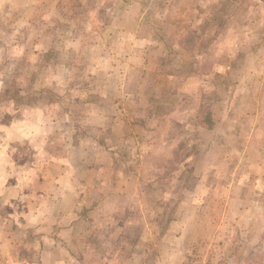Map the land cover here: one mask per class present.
Segmentation results:
<instances>
[{"label": "rangeland", "instance_id": "rangeland-1", "mask_svg": "<svg viewBox=\"0 0 264 264\" xmlns=\"http://www.w3.org/2000/svg\"><path fill=\"white\" fill-rule=\"evenodd\" d=\"M79 40L85 48L70 52ZM136 40L157 46L145 53L143 65L125 56L131 49L139 54ZM176 42L180 47L162 57L161 66L174 73L175 62L188 58L175 74H198L193 96L174 95L177 81L152 87L158 47ZM63 45L69 50L50 51ZM124 73L133 90L144 79V104L152 97L158 100L153 107L164 104L165 112L166 102L178 105L176 121H163L151 138L154 155L143 162L132 156L136 142L143 145L151 134L141 135L142 142L134 134L121 158L140 173L139 182L125 193L114 184L106 194L90 188L81 196L84 205L70 217L86 219L87 232L66 234L62 252H42L41 232L52 219L38 194L44 212L36 248L28 247V231L18 233L25 261L264 264V0H0V118L11 126L14 107L31 106V114L20 118L22 135H28L26 121L42 132L44 108L57 96L69 103L79 92L115 94ZM4 196L15 201L12 189Z\"/></svg>", "mask_w": 264, "mask_h": 264}, {"label": "crops", "instance_id": "crops-1", "mask_svg": "<svg viewBox=\"0 0 264 264\" xmlns=\"http://www.w3.org/2000/svg\"><path fill=\"white\" fill-rule=\"evenodd\" d=\"M125 17L127 18L128 15L126 14ZM124 33H127L126 30ZM137 40L132 45L139 54H133L131 49L125 56L128 57L129 63L143 65L148 59L145 53L157 46L152 47V44L148 42L145 45L143 43L138 45ZM69 47L70 52L85 48L81 40L77 47L72 48L70 45ZM179 47L178 42L166 47L160 44L158 60L161 63L153 72L157 74V78L153 81L152 87L158 86L162 80L177 81L174 95L183 98L196 94L197 83L200 82L196 72H188L180 78L175 74L180 67L179 63L188 58L178 59L175 62L177 69L174 73H165L164 66H161L164 64L162 57L173 54ZM63 50H69L68 46L63 45L60 48L54 46L50 49V51L58 52ZM191 50L193 47L188 48V52ZM70 52L67 55H70ZM187 56H191V53ZM141 61H143L142 64ZM129 78L131 79L127 73H124L119 89L117 87L114 89L115 94L109 92L79 94V92L69 96L71 97L69 103L61 102V98L56 95V99L50 101V104L44 108L47 121L42 125V132H38L37 125L26 121L23 122L25 124L23 126L28 125L26 128L28 135H22L20 118L22 115L31 114V106L23 109L14 107V121L11 126L8 125L9 123L6 124L3 120L4 116L3 118L1 116L0 264H38L35 260L25 261V252L21 251V245L26 243L18 235L21 228L28 231V247L36 248L38 215L44 212L43 206L37 203L38 194L45 196L46 214L52 219L49 229L41 232L42 252L51 253L58 250L62 252L60 249L64 244L62 241L66 240V234L81 237L87 232L83 230L86 225H89L86 219L77 214L70 217V212L84 205L81 196H84L90 188L97 194H106L108 191L105 189L114 184L118 192L125 193V189L131 182H139L140 173L135 175L127 169V160L121 158V150L127 148L130 142L132 143L134 134L140 142H142L141 135L151 134L150 140L143 145L136 142L138 151L135 150L132 159L143 162L145 158L153 157L156 147L155 140L151 139L152 135L160 130L166 121L168 126H172L176 121L174 115L178 113L179 106L168 101L165 103L166 108L170 106L167 108L168 112H165L161 106L164 104L157 105L158 109L157 106L153 107L158 100L152 97L149 103L144 104V92H141L144 79L143 82L137 79V85L133 90L131 89L132 80L130 81ZM72 108H77V112L68 111ZM190 112V109L186 111L188 114ZM179 124L183 126L182 121ZM186 126L188 129L192 127L190 124ZM134 129H138V132H134ZM10 130L12 134L8 133ZM139 145L145 148V153L139 149ZM40 154L44 157L38 160L37 157ZM20 169L27 171L22 172ZM10 189L15 195L13 203H9L4 196ZM53 211H57L56 219L53 217ZM15 214L21 215L16 217ZM64 252L66 250L63 249ZM27 253L29 259L30 252ZM62 255L66 256V254ZM32 257L36 258L34 255Z\"/></svg>", "mask_w": 264, "mask_h": 264}, {"label": "trees", "instance_id": "trees-1", "mask_svg": "<svg viewBox=\"0 0 264 264\" xmlns=\"http://www.w3.org/2000/svg\"><path fill=\"white\" fill-rule=\"evenodd\" d=\"M164 213H165V211H164ZM164 213H163V216L165 217Z\"/></svg>", "mask_w": 264, "mask_h": 264}]
</instances>
